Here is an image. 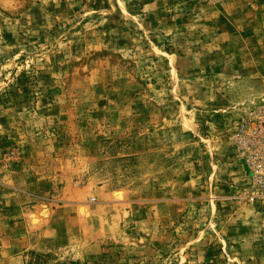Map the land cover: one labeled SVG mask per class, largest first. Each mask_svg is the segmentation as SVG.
I'll return each instance as SVG.
<instances>
[{"label":"rangeland","instance_id":"1","mask_svg":"<svg viewBox=\"0 0 264 264\" xmlns=\"http://www.w3.org/2000/svg\"><path fill=\"white\" fill-rule=\"evenodd\" d=\"M263 105L264 0H0V264H264Z\"/></svg>","mask_w":264,"mask_h":264},{"label":"built area","instance_id":"2","mask_svg":"<svg viewBox=\"0 0 264 264\" xmlns=\"http://www.w3.org/2000/svg\"><path fill=\"white\" fill-rule=\"evenodd\" d=\"M231 139L246 171L244 198L264 204V105L246 112Z\"/></svg>","mask_w":264,"mask_h":264},{"label":"bare ground","instance_id":"3","mask_svg":"<svg viewBox=\"0 0 264 264\" xmlns=\"http://www.w3.org/2000/svg\"><path fill=\"white\" fill-rule=\"evenodd\" d=\"M235 147V146H234ZM235 150H236V148H235ZM236 153H237V151H236ZM237 156H238V154H237ZM239 158V157H238ZM240 160V159H239ZM241 161V160H240ZM243 164V163H242ZM244 166V165H243ZM245 179H246V176H245ZM244 182H245V180H244ZM243 187H244V183H243ZM244 190V189H243ZM117 198H119L120 200H123V195L121 194V193H117ZM246 200V199H245ZM247 201V200H246ZM248 203H250V204H252V205H255L256 203H251V202H249V201H247ZM259 204H262V203H259ZM81 211H82V214H86L87 213V210L85 209V208H81Z\"/></svg>","mask_w":264,"mask_h":264}]
</instances>
